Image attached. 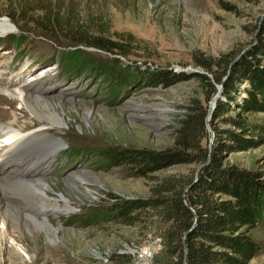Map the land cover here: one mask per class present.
<instances>
[{"label":"rangeland","instance_id":"374dc122","mask_svg":"<svg viewBox=\"0 0 264 264\" xmlns=\"http://www.w3.org/2000/svg\"><path fill=\"white\" fill-rule=\"evenodd\" d=\"M40 5H51L56 14L49 17L48 11H32ZM83 17L90 19L76 31H84L88 42L76 45L80 37L62 30L61 25L73 19L81 22ZM263 19L264 0H0V37L4 38L0 45V127L11 129L14 124L24 133L37 134L38 129L41 133L44 124L34 121L32 111L10 91L22 90L18 88L21 76L32 79L41 70L56 67L43 76V91L38 93L60 105L67 124L42 131L49 133L44 134L47 143L54 137L61 144L54 145L48 169L39 166L47 173L26 178L47 179L54 186L48 191L50 196L63 193L71 204L67 209L61 200L56 215L43 201L48 210L43 216L48 214L58 229L50 237L33 232L34 225L12 213H7L6 220L0 218V264H155L157 258L169 260L155 218L143 213L134 224L93 221L95 211L115 202L112 194L147 197L155 182L137 176L125 165L105 168L98 151L110 145L154 149L172 145L189 100L198 97L206 103L201 84L189 79L169 86L143 84L117 91L112 82L88 70L75 68L70 73L68 55L61 56L80 50L79 55L129 69L204 72L196 64L197 56L218 58L232 53L237 58L256 39L255 26ZM21 34L25 38L19 47L12 37ZM251 119L264 121V112ZM227 162L264 170V146L230 154ZM199 167L176 165L155 175H193ZM4 189L11 193L9 201L15 208L24 212L25 201L18 198L17 186ZM253 235L264 244V224ZM249 264H264V247Z\"/></svg>","mask_w":264,"mask_h":264},{"label":"trees","instance_id":"16d2710c","mask_svg":"<svg viewBox=\"0 0 264 264\" xmlns=\"http://www.w3.org/2000/svg\"><path fill=\"white\" fill-rule=\"evenodd\" d=\"M223 5L232 8L227 2ZM51 8L40 5L32 11H48L50 17L56 14ZM64 13L67 12H61V16ZM89 19L67 21L61 29L71 30L80 37L76 45L87 43L84 31L76 29L85 26ZM254 30L256 39L232 65L236 59L232 53L218 58L197 56L196 64L204 72L129 69L113 61L79 55L80 50L67 51L61 56L68 55L70 73L75 68L80 72L88 70L92 76L112 82L117 91L140 88L143 84L169 86L189 79L201 84L206 103L198 97L189 100L172 145L160 149L110 145L98 151L105 168L125 165L139 177L154 179L149 196L124 198L112 194L115 202L95 211L92 217L94 222L126 224L136 223L143 213L155 218L163 252L170 258L166 261L157 258L155 264L185 261V264H249L264 247L253 235L264 224V170L241 168L227 162L230 154L264 146V121L251 119V115L264 112V19ZM24 38L23 34L12 37L19 47L24 44ZM228 70L210 121L215 132L210 143L208 103ZM204 163L197 178L196 172L155 175L176 165ZM125 255L130 262L129 254Z\"/></svg>","mask_w":264,"mask_h":264},{"label":"bare ground","instance_id":"6f19581e","mask_svg":"<svg viewBox=\"0 0 264 264\" xmlns=\"http://www.w3.org/2000/svg\"><path fill=\"white\" fill-rule=\"evenodd\" d=\"M55 68L49 67L43 72V75L32 79H26L25 76H21L18 88L22 90L19 93L13 90L10 91V95L20 97L24 105L32 111L35 115L34 121L44 124L43 128H41L42 131L48 129V127L50 130L62 129V126L67 124L64 111L60 110V105L38 93L43 91V83L41 82L43 76ZM30 90H33V93ZM3 91L6 92L5 89ZM20 130L13 124L11 129L3 128L2 132H0V139H2L0 141V218L6 220L7 213H12V215L23 218L34 225L33 232L34 230L37 232L41 231L50 237L51 234H57L58 229L54 226L48 214L46 216H43V214L45 215L49 208L50 213L54 212V214L58 215L57 212L59 213L58 208L61 200L66 202L65 208L69 209L71 207L70 199L63 193L58 197L52 198L48 191H53L54 186L47 179H27L26 177L40 175L43 171L42 168H39L40 165H44L48 169V166L52 164L50 161L52 154L55 152L54 145H60L61 141L52 137V142L47 143L44 139V134L49 135V133H42L41 131L43 135L41 136L39 129L36 130L37 134L34 131L24 133V131L21 130V132ZM45 147L51 149V152L45 151ZM43 173H47V171H43ZM8 176L10 178H6ZM13 186H17L20 190V192L16 193L18 198L21 197L25 201L22 204L25 208L24 212L20 210H23V208L19 207V211L15 208L16 205L9 201V194L11 193H7L4 187ZM43 201H45L47 209L43 206ZM29 209L38 212V214L28 213L26 210ZM20 255L18 254V256Z\"/></svg>","mask_w":264,"mask_h":264},{"label":"water","instance_id":"95a60500","mask_svg":"<svg viewBox=\"0 0 264 264\" xmlns=\"http://www.w3.org/2000/svg\"><path fill=\"white\" fill-rule=\"evenodd\" d=\"M241 55V54H240ZM240 55L234 59V61L231 63V65L240 57ZM230 65V67H231ZM190 72H196V71H199V70H195V69H191V70H188ZM228 74H229V70L227 72V74L225 75V77L223 78L222 82L220 84H217V92L214 94V96L211 98V100L209 101V109H208V114H207V127H208V130L210 131L211 133V140H210V143L213 142V139H214V135H215V132L214 130L212 129V125H211V119H212V115H213V112L217 106V103H218V100L221 98V95H222V91H223V88H224V82L225 80L227 79L228 77ZM206 163H204L203 165H201L197 171H196V178L198 177L199 175V172L201 170V168L205 165ZM186 263V261L184 262V264Z\"/></svg>","mask_w":264,"mask_h":264}]
</instances>
